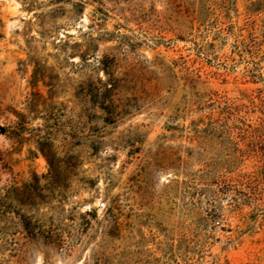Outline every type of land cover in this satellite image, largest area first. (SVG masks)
Masks as SVG:
<instances>
[{
  "label": "rangeland",
  "instance_id": "obj_1",
  "mask_svg": "<svg viewBox=\"0 0 264 264\" xmlns=\"http://www.w3.org/2000/svg\"><path fill=\"white\" fill-rule=\"evenodd\" d=\"M0 19V264H264V0Z\"/></svg>",
  "mask_w": 264,
  "mask_h": 264
},
{
  "label": "trees",
  "instance_id": "obj_2",
  "mask_svg": "<svg viewBox=\"0 0 264 264\" xmlns=\"http://www.w3.org/2000/svg\"><path fill=\"white\" fill-rule=\"evenodd\" d=\"M0 27H2L1 19H0ZM21 226H22V230L29 238L34 239L41 234L39 231V228L35 226L34 224L32 225L28 219L23 218V221H21ZM62 240H63L62 234H58V237L56 238V241H57L56 243L60 244Z\"/></svg>",
  "mask_w": 264,
  "mask_h": 264
}]
</instances>
